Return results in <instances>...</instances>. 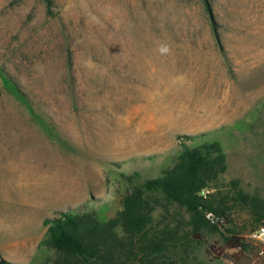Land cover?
I'll list each match as a JSON object with an SVG mask.
<instances>
[{
	"label": "rangeland",
	"instance_id": "374dc122",
	"mask_svg": "<svg viewBox=\"0 0 264 264\" xmlns=\"http://www.w3.org/2000/svg\"><path fill=\"white\" fill-rule=\"evenodd\" d=\"M210 2L52 0L50 14L0 0V263L55 264L48 220L116 217L125 178L160 177L183 136L221 143V189L264 197V0ZM177 213L158 208L153 225ZM232 219L246 238L261 227L242 207ZM207 245L179 264H228Z\"/></svg>",
	"mask_w": 264,
	"mask_h": 264
},
{
	"label": "trees",
	"instance_id": "16d2710c",
	"mask_svg": "<svg viewBox=\"0 0 264 264\" xmlns=\"http://www.w3.org/2000/svg\"><path fill=\"white\" fill-rule=\"evenodd\" d=\"M45 1L53 14L52 0ZM204 1L211 11L210 0ZM68 62L72 68L71 56ZM209 136L180 138L183 150L158 178L142 180L139 173L126 177L123 209L116 217L104 219L96 211L74 208L50 218L42 244L56 252L55 264H179L178 258L189 256L195 245L204 244L215 260L264 264L258 246L236 227L224 229L233 223L236 207L245 209L253 224L264 226V197L245 192L238 181L231 182L227 191L220 188L227 155L221 143L206 139ZM199 138H205L204 142L197 143ZM158 208L179 211L177 224L155 227L153 215ZM208 211L222 221L208 220Z\"/></svg>",
	"mask_w": 264,
	"mask_h": 264
},
{
	"label": "built area",
	"instance_id": "2783aa9c",
	"mask_svg": "<svg viewBox=\"0 0 264 264\" xmlns=\"http://www.w3.org/2000/svg\"><path fill=\"white\" fill-rule=\"evenodd\" d=\"M207 219L213 222H220L222 219L217 216V214L213 211H208ZM248 239L256 246L260 248L259 258L262 260L264 259V226L257 228L256 230L252 231L248 236Z\"/></svg>",
	"mask_w": 264,
	"mask_h": 264
},
{
	"label": "bare ground",
	"instance_id": "6f19581e",
	"mask_svg": "<svg viewBox=\"0 0 264 264\" xmlns=\"http://www.w3.org/2000/svg\"><path fill=\"white\" fill-rule=\"evenodd\" d=\"M34 177V176H33ZM45 189H46V187H45ZM47 190V189H46ZM48 191V190H47ZM51 191H53V190H51ZM47 194H48V192H47ZM42 195H45V194H42ZM23 197H25V199H26V201H31V199L32 198H38L39 199V197H40V193L39 192H37L36 194H32L31 192H27V193H24V195H23ZM43 197H45V196H43ZM41 198V197H40ZM34 201V200H33ZM37 201V200H36ZM29 205V204H28Z\"/></svg>",
	"mask_w": 264,
	"mask_h": 264
}]
</instances>
